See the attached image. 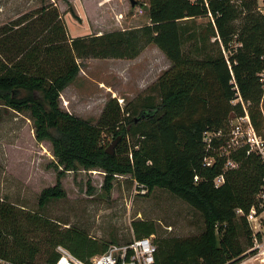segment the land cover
Wrapping results in <instances>:
<instances>
[{
    "label": "trees",
    "instance_id": "trees-1",
    "mask_svg": "<svg viewBox=\"0 0 264 264\" xmlns=\"http://www.w3.org/2000/svg\"><path fill=\"white\" fill-rule=\"evenodd\" d=\"M68 13L79 20L73 8ZM147 14L149 25L71 43L60 11L44 5L2 31L0 108L28 113L36 140L52 143L58 181L42 192L40 209L66 197L68 172L100 169L106 191L117 176H131L139 189L167 190L204 220L199 235L159 242L155 264H238L253 247L247 215L258 208L264 164L242 149L231 155L237 168L226 169L219 150L246 112L264 139V9L258 0H148ZM150 45L171 67L133 107L111 98L96 124L61 107L81 72L78 60H135ZM133 227L138 239L156 233L142 221ZM32 230L43 233L37 241ZM59 246L89 263L110 245L0 201V260L37 264L44 253L42 264H54Z\"/></svg>",
    "mask_w": 264,
    "mask_h": 264
},
{
    "label": "rangeland",
    "instance_id": "rangeland-1",
    "mask_svg": "<svg viewBox=\"0 0 264 264\" xmlns=\"http://www.w3.org/2000/svg\"><path fill=\"white\" fill-rule=\"evenodd\" d=\"M72 1L0 0V34L32 17L44 5H52L64 16L70 7L76 9ZM96 1L107 12L106 21H111L105 31L131 30L149 23L148 0H136V7H132L129 0ZM263 2L259 3L261 9H264ZM139 8L144 12L141 15ZM118 19L122 26L116 25ZM206 21L203 19L201 23ZM120 60L113 62L112 59L104 61L92 57L78 60L81 78L76 82L77 89L74 87L62 93L61 107L96 124L111 98H117L123 108L133 107L150 95L151 87L171 67L165 54L154 45L146 48L139 62ZM113 143L111 140L109 144ZM56 163L52 143L36 140L30 115L1 107V202L41 213L61 230H84L91 238L109 245H126L138 238L133 225L141 221L154 225L156 245L163 240L199 235L204 230L201 214L171 192L156 189L148 193L139 189L131 176H117L112 189L106 191L103 187L106 174L100 169L66 173L61 179L66 197L40 209L42 192L57 184ZM41 232L33 231L30 235L37 241ZM46 257L42 253L37 264H42Z\"/></svg>",
    "mask_w": 264,
    "mask_h": 264
},
{
    "label": "built area",
    "instance_id": "built-area-1",
    "mask_svg": "<svg viewBox=\"0 0 264 264\" xmlns=\"http://www.w3.org/2000/svg\"><path fill=\"white\" fill-rule=\"evenodd\" d=\"M138 13L141 15L144 12L139 8ZM242 149H246L249 155H258L264 164V139L255 131L247 112L244 118L234 121L229 140L219 150L220 157L227 159L226 169L237 168L238 165L232 160L231 155ZM213 162L214 159L206 160L208 166H211ZM224 181V175L218 177L215 180L216 187H220ZM257 199L258 208L253 207L247 215L253 232V247L238 264H264V237L262 236L264 234V177ZM239 213L242 212L239 211ZM56 252L59 258L54 264H155L157 246L154 236L135 238L126 245H110L105 253L95 256L89 263L80 260L65 247L59 246ZM0 264L20 263L0 260Z\"/></svg>",
    "mask_w": 264,
    "mask_h": 264
},
{
    "label": "crops",
    "instance_id": "crops-1",
    "mask_svg": "<svg viewBox=\"0 0 264 264\" xmlns=\"http://www.w3.org/2000/svg\"><path fill=\"white\" fill-rule=\"evenodd\" d=\"M261 4V1L264 0H258ZM73 4L75 5L76 14L79 17V20H76L70 13H67L66 15L61 14V19L64 21L66 29H67V36L70 39V42L72 43L74 40L79 38H88V37H94V36H102L108 33L117 32V31H126V30H115V31H105V27H108L111 23V21L106 19L108 17L107 12L101 8V6L97 3L96 0H73ZM71 15V19H70ZM118 23L116 25H121L122 22L120 19H118ZM109 23V24H108ZM150 24L149 23L146 25ZM146 25H141L133 29L141 28ZM124 29V28H123ZM146 50L135 60H126L128 62H139L140 59L144 56ZM102 60V59H101ZM104 61H108V59H103ZM113 62L115 61H121L120 59H112ZM82 73L79 74L77 79L64 90L68 91L69 89H77L76 82L80 80V76ZM63 92V93H64Z\"/></svg>",
    "mask_w": 264,
    "mask_h": 264
},
{
    "label": "water",
    "instance_id": "water-1",
    "mask_svg": "<svg viewBox=\"0 0 264 264\" xmlns=\"http://www.w3.org/2000/svg\"><path fill=\"white\" fill-rule=\"evenodd\" d=\"M129 1L131 3L132 7H136L137 6V1L136 0H129ZM140 120H141V117H138L136 119V122H138ZM118 142H119V139L115 140L114 143L108 147V149H107V153L108 154H110V155H114L115 154V148H116Z\"/></svg>",
    "mask_w": 264,
    "mask_h": 264
}]
</instances>
